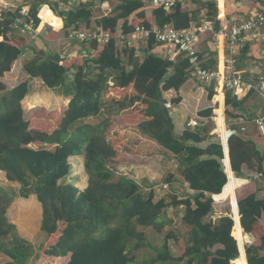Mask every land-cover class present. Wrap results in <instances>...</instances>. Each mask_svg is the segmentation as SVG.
I'll list each match as a JSON object with an SVG mask.
<instances>
[{
    "label": "trees",
    "instance_id": "16d2710c",
    "mask_svg": "<svg viewBox=\"0 0 264 264\" xmlns=\"http://www.w3.org/2000/svg\"><path fill=\"white\" fill-rule=\"evenodd\" d=\"M192 1L209 10L207 19L218 28L215 4ZM68 2L23 0L17 11L27 10V16L33 18L41 6H49L56 15L55 29L67 34L70 29H79L80 24L89 25L93 18L92 11L85 5L80 4L79 8L67 12L59 8V4L67 5ZM140 3L122 0L112 15L96 20L97 28L113 35L119 22H123L121 32L127 35L135 26L150 27L145 24L127 26L129 17L137 11ZM153 9L157 27L172 25L183 30L191 24H201L200 11L190 16L181 11L179 3L170 12ZM18 12L4 13L0 21V78L23 58L22 70L30 80L40 79L46 89L63 88L72 95L57 127L45 132L32 128L30 120L24 116L22 101L29 93L30 80L11 90L0 81V172L5 174L7 182L19 187L15 191L0 186V254L9 258L6 264H30L36 255L31 244L20 237L6 215L16 199H28L33 195L42 207L41 232L47 234L46 239L59 231L62 234L58 240H45L39 250L54 258L70 254L67 264H233L237 258L235 264H246L243 251L249 237L238 225L236 239L233 237L235 225L231 215L216 216L212 196L216 195V201H229L230 207L228 196L232 197L234 191L237 202L236 191L243 181L236 179L231 171L240 176L246 167L263 176L264 153L247 139V133L232 137L228 141L231 169L227 160V182L220 145H212L205 151L197 148L196 144L202 141L198 127L194 132H185L180 139L174 136L162 92L178 90L187 81V59L180 55L178 60L171 62L152 54L159 44L151 39L146 47L150 54H145L143 61L139 62L132 57L134 52L131 50L128 66H124L121 56L116 54V46L120 45L115 40L104 46L81 44L82 56L87 52L86 55L94 57H86L83 64L76 67L70 84L68 69L59 64L60 56L35 51L30 58H25V37L13 36L14 30H18L13 26ZM122 48L125 53L131 49ZM109 79L115 88L133 85L138 102L147 107L144 115L149 119L139 125L140 131L177 157L178 175L193 196L179 199L176 194L168 193L159 199L155 189L143 190L133 179L117 174L115 152L103 136V129L108 127L107 120L99 125L88 122L100 117L103 105L115 109L108 112V116L119 112L114 103L103 101ZM212 94L210 92L209 97ZM248 98L226 94L228 115L247 113ZM252 117L248 115L246 118L252 120ZM189 141L195 146L188 145ZM33 145L36 148L30 147ZM78 155H83L88 177V185L83 191L64 183L71 171L69 158ZM170 178H165L164 182L171 183ZM256 197L251 195L238 202L240 225L246 234L251 233L252 225L264 213V200ZM170 207H182L181 223L188 232L185 250L177 256L169 245L173 233L167 234L160 246L151 244L148 237V233L161 234L175 225L167 216ZM19 210L21 218L29 220L30 211L24 209V205ZM260 241L264 246V234ZM140 250L150 251L152 255L146 254L139 260L136 253ZM245 254L247 264H264V256L254 247H246Z\"/></svg>",
    "mask_w": 264,
    "mask_h": 264
},
{
    "label": "crops",
    "instance_id": "0c3cea01",
    "mask_svg": "<svg viewBox=\"0 0 264 264\" xmlns=\"http://www.w3.org/2000/svg\"><path fill=\"white\" fill-rule=\"evenodd\" d=\"M70 1V0H69ZM201 3H214L216 8V20L220 25L216 30L221 27V20H227L232 16L245 17L251 12H259L264 14V0H198ZM122 0H104L99 4H83L90 8L93 14V18L89 25L80 24L79 30L86 29H101L97 28L96 20L110 16L113 14L115 7L120 5ZM177 3L181 4V11L188 15H192L200 11V22L202 25L205 21H208L207 16L209 10L205 7H199L192 0H177ZM140 7L136 9L128 19V27H133L137 24H145L150 27L157 26L155 18L153 17L154 9L145 3H140ZM81 5H74L67 7L59 4V8L68 11L72 8H79ZM54 18L56 15L53 14ZM59 22L57 17V23ZM123 22H119L116 31H121ZM193 25V24H191ZM190 25V26H191ZM189 26V27H190ZM71 30V29H70ZM102 30V29H101ZM63 34L66 43L64 47L60 50L54 48V45L59 41V35ZM213 36L210 33L203 34L201 36V43L199 45V54L202 60V67L211 70L218 71L228 68V60H234L235 63L231 67V73L235 77L245 80L258 82V80L264 75V41L259 43L250 44L240 51H232L224 40H219V44L215 46ZM25 49L26 57L30 58L35 51L46 52L47 55H57L60 56V65L68 69V83L71 84L73 77L76 72V67L81 66L85 59L93 58L94 55H86L87 52L81 47V44L77 42L70 43L66 38V33L64 30H51L46 35H33L30 33L28 37H25ZM117 52L123 60L124 66H128L130 60L129 55L131 50H133L134 55L132 56L135 60L141 62L145 58V54H150L146 52L147 43H137L130 51L126 50L122 46H116ZM53 48L57 51H53ZM86 51V50H85ZM123 52L125 54H123ZM146 52V53H145ZM161 58L168 59L171 62L178 60V55L173 47L169 46H157L152 52ZM87 57V58H86ZM24 59L21 58L13 64L11 70L4 74L0 78V81L4 83L7 89L11 90L18 86L20 83L30 80L29 77L23 72ZM12 79L22 78L23 81L8 87L7 80L12 77ZM89 81L88 79H86ZM109 88L104 93L103 101L107 103H114L118 107L119 112L108 116V112H112L113 108L107 105H103L102 114L98 118H91L88 120L90 123L101 124L107 120V128L103 130V136L107 143L110 145L111 149L115 152L116 158V170L117 174L127 176L133 179L143 190L155 189L157 198L163 197L165 194H176L179 199L185 198L186 196H193V192L189 190L188 185L183 183L181 177L178 175V160L177 157L166 149L162 148L155 140H153L149 135L144 134L139 129V125L142 122H146L149 119L145 117L144 113L146 106L138 102L133 85H129L126 88L120 89L113 87V82L111 79L108 80ZM29 93L22 101V106L24 112L33 116L30 118L31 127L34 129L42 130L45 132H50L53 128L57 127L63 112L67 109L68 103L70 101V96L72 92H66L63 88H58L55 90L46 89L40 79H32L29 81ZM210 92L214 93V88H203L194 79L190 78L188 75L187 81L180 87V89H169L162 92V97L165 101V108L167 109L171 121L174 127V136L176 138H182L185 132H194L196 129L190 126L192 120L199 118L197 126L200 129L201 142L196 144L197 148L200 150H209L212 145H220L224 154L222 159V166L224 172L227 176V182L229 180L228 173L226 171L228 162L225 157L224 147L218 133L222 132L223 129L233 128L238 130L241 128V124L238 121L239 118H245L247 120L246 125V137L253 141L264 153V139L260 136L257 131V127L253 120L258 118L262 113L264 114V98L259 96L257 93H251L249 96L246 108L247 113H235L233 116H229L226 107V94L224 97L223 105H220L218 109L214 110V105L211 103V97H209ZM231 93V92H229ZM228 94V92H227ZM232 94V93H231ZM233 95V94H232ZM244 97V98H245ZM48 98V100H46ZM50 100V101H49ZM50 103H49V102ZM49 103V104H48ZM56 104L55 107H53ZM231 113V111H230ZM56 114V116H55ZM51 115V116H50ZM219 117V123H222L217 130V126L210 118L217 116ZM253 116L252 120H248L246 117ZM45 116H49L46 118ZM29 118V116H28ZM94 121V122H93ZM218 121V120H217ZM200 126V127H199ZM217 130V131H216ZM188 145L195 146L193 141H189ZM36 148L35 145L30 146ZM228 147V145H227ZM228 154V153H227ZM204 158L212 159L213 157L205 156ZM75 161L79 165L77 167L72 166V162ZM69 164L71 166V171L69 176L64 180L65 184H72L79 191H83L88 185L87 179H80V175L84 172L83 165V155H78L69 158ZM229 169L230 167V162ZM127 167L125 172H122L124 168ZM228 168V167H227ZM264 171V163H263ZM2 173V172H1ZM231 173L236 179L242 180L243 184L237 189V197L239 198L236 202V198L229 197L230 207H231V217L234 219V230L233 237L236 239V226L241 228L242 233L249 237V243L244 244V256L247 264L245 249L246 247H254L261 256H264V246L260 241L261 236L264 234V213L261 217L256 220L252 225L251 233L246 234L240 225V214L238 209V202L246 199L247 197L254 195L259 200H264V175L262 176L255 171H251L246 167H243L241 175L237 176L232 171ZM4 174V173H3ZM5 176V174H4ZM87 176V175H86ZM167 177H171V183H165L164 180ZM6 180V179H5ZM7 181V180H6ZM11 185V183L7 182ZM1 186V185H0ZM239 186V185H238ZM236 186V187H238ZM2 187V186H1ZM9 186H5L6 188ZM235 187V188H236ZM234 188V189H235ZM224 190V188H223ZM222 190V191H223ZM158 192L160 194H158ZM220 195V194H219ZM216 195L212 196L214 200V211L216 216L225 215L217 206L224 201H216L214 198ZM35 201L36 204L32 207L30 211L31 217L28 219H22L21 215L19 220L13 222L17 232L23 239L32 240V232L38 231L37 234L41 232L42 225V207L37 201L36 196H30L28 199ZM18 200L14 201L10 207L7 209L6 215L10 216V212ZM18 205V204H17ZM182 207L174 208L170 207L167 216L175 224V219L179 217L182 219L183 214ZM11 223V222H10ZM142 230V229H141ZM44 234V233H42ZM36 235V234H35ZM44 234V241L52 242L58 240L62 235L61 232L51 235L49 239H46ZM27 240V241H28ZM43 241V242H44ZM42 242V243H43ZM238 246V243H237ZM239 251V247H238ZM42 258L38 260L35 264H67L70 259V254L64 258H54L49 257L41 251ZM240 255V252H239ZM238 259V258H237ZM237 259L232 263L235 264ZM10 260L1 257L0 254V264H6Z\"/></svg>",
    "mask_w": 264,
    "mask_h": 264
},
{
    "label": "built area",
    "instance_id": "2783aa9c",
    "mask_svg": "<svg viewBox=\"0 0 264 264\" xmlns=\"http://www.w3.org/2000/svg\"><path fill=\"white\" fill-rule=\"evenodd\" d=\"M23 0H0V21L3 19L4 13L16 14L19 4ZM104 0H70L67 7L83 4H99ZM140 1L149 5L151 8H162L164 11L170 12L177 4V0H132ZM65 6L64 4H62ZM27 10L18 12L14 19L13 26L18 28L21 32H29L33 35H46L51 30H58L54 27L53 11L49 6H41L36 13V16L29 18ZM221 27L216 30L214 23L205 21L200 26L191 25L187 29L177 30L172 25H165L163 27H145L135 26L134 30L127 35L121 31H116L115 34H110L101 29H86L74 30L67 32L66 38L70 42H77L79 44L95 43L100 46L108 45L112 40H115L120 46L127 48L133 47L137 43H148L153 39L155 43L162 46L173 47L177 54H182L188 61L189 76L194 79L203 88H214V93L211 98V103L214 105V110L218 109L224 103V97L227 92H231L234 96L245 97L251 93H257L264 98V75L258 82L241 80L231 73V67L235 63L234 60H228V68L218 71L207 70L202 67V60L199 54V45L201 43V36L210 33L217 46L222 38L230 50L240 51L250 44L264 41V14L259 12H251L245 17L232 16L227 20H221ZM2 38H0V41ZM218 115L210 118L217 126L220 127V120ZM199 118L192 120L190 126L195 128L199 125ZM218 120V121H217ZM242 125L238 130L223 129L219 132V138L223 146L228 145V141L236 136L238 133H245L247 120L239 118ZM257 127V131L264 139V114L262 113L258 118L253 120ZM216 130V131H217ZM227 171V166H226ZM232 218V217H231ZM232 220H234L232 218Z\"/></svg>",
    "mask_w": 264,
    "mask_h": 264
},
{
    "label": "rangeland",
    "instance_id": "374dc122",
    "mask_svg": "<svg viewBox=\"0 0 264 264\" xmlns=\"http://www.w3.org/2000/svg\"><path fill=\"white\" fill-rule=\"evenodd\" d=\"M14 34L13 36H22V37H28L30 35L29 32H21L19 30H14ZM70 42V41H69ZM66 43V40L63 36V34H60L59 35V41L54 45V48H58V50L62 49L64 47ZM72 43V42H70ZM53 48V51H57L56 49ZM65 48V47H64ZM14 77V75L12 77H10L7 82H8V87H11L15 84H17L18 82L20 81H23L22 78H19V79H12ZM46 100H48V98H46ZM50 101V100H49ZM48 101V102H49ZM50 103V102H49ZM48 103V104H49ZM56 104L53 106L55 107ZM24 116L26 119L30 120V118H32L33 116L27 114V111L24 112ZM29 116V118H28ZM51 116V115H50ZM56 116V114H55ZM46 118H48L49 116H45ZM72 162V166H75L77 167L79 164L76 163L75 161H71ZM127 170V167L123 169L122 172H125ZM80 179H87L88 177L84 174V172L80 175ZM0 185L2 187H5V186H9V187H6V188H13V190L17 191L18 190V185L17 184H8L7 181L5 180V176L3 173L0 172ZM237 192V191H236ZM158 194H160L158 192ZM237 195V193H236ZM237 197V196H236ZM239 199V198H238ZM18 200L17 203L14 205V207L12 208L11 212H10V216L8 217L9 221L13 224V222H16L17 220H19V217H20V210L19 208H21L23 205H24V209L26 210H31L32 207L34 206L35 201H29V200H22V199H16ZM18 204V205H17ZM218 210H220L222 213L224 214H229V215H232L231 214V209L229 207V201H224V202H221L218 206H217ZM214 218V217H213ZM181 219L179 217H177L175 219V225L174 226H171L170 228H166L164 230V232H162L161 234L157 233V232H154V233H148V237H149V241L151 244L153 245H156V246H160L162 245V243L164 242V238L167 234L169 233H173L174 235H172L171 237V240L169 242V245H170V248H171V251L174 255H181L184 250H185V241H186V238H187V228L182 226V223H181ZM38 231H33L32 232V236H33V239L32 240H26L27 242H29L31 244V247H32V250L33 252L36 254L32 260L30 261V264H35V262L37 263L38 260H40V258H42V256L40 255L41 254V250H39V245L44 241V234L42 233H39L37 234ZM36 234V235H35ZM23 236V235H20V237ZM22 238V237H21ZM23 239V238H22ZM26 239V238H25ZM24 239V240H25ZM149 253L145 252L144 250H140L138 251L137 256L139 258V260H142L145 258V255L147 254H150L152 255V253L150 251H148ZM1 257H5L7 259L6 256L2 255L1 254ZM9 259V258H8ZM39 264V263H38ZM41 264V263H40Z\"/></svg>",
    "mask_w": 264,
    "mask_h": 264
},
{
    "label": "water",
    "instance_id": "95a60500",
    "mask_svg": "<svg viewBox=\"0 0 264 264\" xmlns=\"http://www.w3.org/2000/svg\"><path fill=\"white\" fill-rule=\"evenodd\" d=\"M224 151H225V157H226V160H227V158H228V154H227L228 153V147L227 146L224 147Z\"/></svg>",
    "mask_w": 264,
    "mask_h": 264
},
{
    "label": "bare ground",
    "instance_id": "6f19581e",
    "mask_svg": "<svg viewBox=\"0 0 264 264\" xmlns=\"http://www.w3.org/2000/svg\"><path fill=\"white\" fill-rule=\"evenodd\" d=\"M222 38H220V39H217V41H219V40H221ZM175 49V48H174ZM177 54V53H176ZM178 56H183L184 57V55H182V54H177Z\"/></svg>",
    "mask_w": 264,
    "mask_h": 264
}]
</instances>
